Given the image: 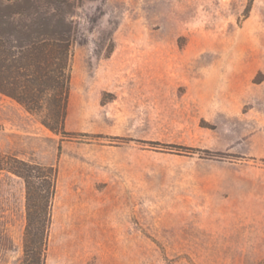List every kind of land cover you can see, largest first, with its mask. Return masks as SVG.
<instances>
[{
    "label": "rangeland",
    "instance_id": "obj_1",
    "mask_svg": "<svg viewBox=\"0 0 264 264\" xmlns=\"http://www.w3.org/2000/svg\"><path fill=\"white\" fill-rule=\"evenodd\" d=\"M68 18L73 135L0 93V152L58 168L47 264H264V0H77ZM25 226V181L0 171V264Z\"/></svg>",
    "mask_w": 264,
    "mask_h": 264
},
{
    "label": "trees",
    "instance_id": "obj_2",
    "mask_svg": "<svg viewBox=\"0 0 264 264\" xmlns=\"http://www.w3.org/2000/svg\"><path fill=\"white\" fill-rule=\"evenodd\" d=\"M39 2L45 9H39ZM76 4L77 0H0V93L64 136L73 135L65 122L75 39L68 14ZM18 14L33 18V23L10 30L11 19ZM3 170L20 176L26 184L24 253L18 264H47L58 168L0 152Z\"/></svg>",
    "mask_w": 264,
    "mask_h": 264
}]
</instances>
